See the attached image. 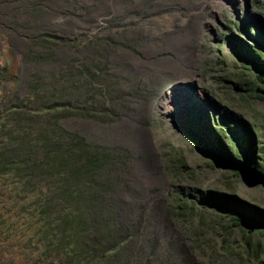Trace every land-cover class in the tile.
I'll return each instance as SVG.
<instances>
[{
	"label": "rangeland",
	"instance_id": "obj_1",
	"mask_svg": "<svg viewBox=\"0 0 264 264\" xmlns=\"http://www.w3.org/2000/svg\"><path fill=\"white\" fill-rule=\"evenodd\" d=\"M44 38L52 57L39 55ZM239 38L263 51L264 0H0V97L25 99L38 75H71L62 99L89 112L63 123L127 157L112 200L130 229L144 210L154 264L183 251L195 264H264V234L195 201L218 189L264 209V82ZM208 125L223 140L229 127L253 139L261 172L203 139Z\"/></svg>",
	"mask_w": 264,
	"mask_h": 264
},
{
	"label": "trees",
	"instance_id": "obj_2",
	"mask_svg": "<svg viewBox=\"0 0 264 264\" xmlns=\"http://www.w3.org/2000/svg\"><path fill=\"white\" fill-rule=\"evenodd\" d=\"M44 39L35 42L39 55L52 57L56 46ZM238 45L250 61L247 67L258 70L256 80L264 82V49H254L240 38ZM70 76L38 75L29 83L25 99L2 89L0 264H154L157 242L152 250H144L149 233L144 210L130 229L128 217L112 200L123 178L119 165L127 157L63 123L89 112L62 99ZM7 77L6 67L0 66L1 87ZM93 106L91 112L106 118L103 106ZM201 131L203 139L215 142L233 164H244L249 174L261 172L253 139L235 127L227 129L224 140L209 125ZM233 170L242 174L239 168ZM196 200L224 213L242 231L264 234V209L218 189H208ZM187 255L183 251L165 264H195Z\"/></svg>",
	"mask_w": 264,
	"mask_h": 264
}]
</instances>
